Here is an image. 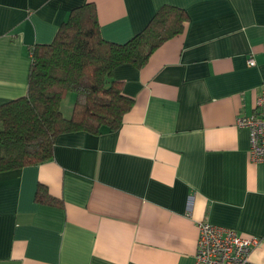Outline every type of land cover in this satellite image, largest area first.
Returning <instances> with one entry per match:
<instances>
[{
    "label": "crops",
    "instance_id": "crops-1",
    "mask_svg": "<svg viewBox=\"0 0 264 264\" xmlns=\"http://www.w3.org/2000/svg\"><path fill=\"white\" fill-rule=\"evenodd\" d=\"M87 3L119 44L163 5L188 21L114 70L134 101L118 131L61 134L50 161L0 173V264H196L202 222L259 237L264 264V162L236 123L264 91V0H0V104L26 95L31 49ZM39 185L61 206L38 203Z\"/></svg>",
    "mask_w": 264,
    "mask_h": 264
},
{
    "label": "trees",
    "instance_id": "trees-1",
    "mask_svg": "<svg viewBox=\"0 0 264 264\" xmlns=\"http://www.w3.org/2000/svg\"><path fill=\"white\" fill-rule=\"evenodd\" d=\"M187 21L184 9L163 5L141 32L119 44L103 38L94 4L74 8L51 43L31 49L26 95L0 104V173L50 161L61 134L118 131L134 101L113 80L114 70L124 64L143 67ZM70 93L75 101L66 118L61 105ZM35 199L61 206L44 185Z\"/></svg>",
    "mask_w": 264,
    "mask_h": 264
},
{
    "label": "built area",
    "instance_id": "built-area-1",
    "mask_svg": "<svg viewBox=\"0 0 264 264\" xmlns=\"http://www.w3.org/2000/svg\"><path fill=\"white\" fill-rule=\"evenodd\" d=\"M254 66V58L248 60ZM237 126L247 129L250 156L254 162H264V91L258 97L252 115L239 116ZM261 245L259 237H244L235 229L199 223V239L195 255L196 264H253L251 252Z\"/></svg>",
    "mask_w": 264,
    "mask_h": 264
},
{
    "label": "rangeland",
    "instance_id": "rangeland-1",
    "mask_svg": "<svg viewBox=\"0 0 264 264\" xmlns=\"http://www.w3.org/2000/svg\"><path fill=\"white\" fill-rule=\"evenodd\" d=\"M65 103L67 104V99ZM72 109L73 107H62V110L64 111L65 116H69L70 111L72 112Z\"/></svg>",
    "mask_w": 264,
    "mask_h": 264
}]
</instances>
